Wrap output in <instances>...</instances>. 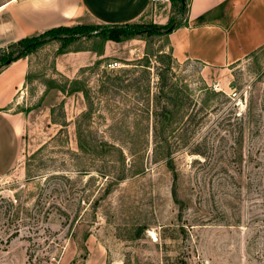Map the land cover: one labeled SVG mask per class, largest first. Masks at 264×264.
<instances>
[{"label":"rangeland","instance_id":"rangeland-1","mask_svg":"<svg viewBox=\"0 0 264 264\" xmlns=\"http://www.w3.org/2000/svg\"><path fill=\"white\" fill-rule=\"evenodd\" d=\"M152 9L148 22L181 17L170 0ZM104 42L27 55L23 148L0 179V264H264V46L215 70L175 60L154 34L75 70L77 50ZM74 79L87 97L69 91Z\"/></svg>","mask_w":264,"mask_h":264},{"label":"crops","instance_id":"crops-1","mask_svg":"<svg viewBox=\"0 0 264 264\" xmlns=\"http://www.w3.org/2000/svg\"><path fill=\"white\" fill-rule=\"evenodd\" d=\"M153 1H6L0 4V48L58 26L150 23L146 20L154 11ZM166 37L175 60L228 69L264 46V0H189L182 24ZM118 43L106 40L98 51L77 50L84 55L75 70L107 56L111 44ZM29 68L25 56L0 71V179L14 170L21 156L27 115L18 108L16 98L26 85Z\"/></svg>","mask_w":264,"mask_h":264},{"label":"trees","instance_id":"trees-1","mask_svg":"<svg viewBox=\"0 0 264 264\" xmlns=\"http://www.w3.org/2000/svg\"><path fill=\"white\" fill-rule=\"evenodd\" d=\"M170 2L174 7H176L177 13H179L181 17L178 19L169 17L165 24H157L153 22H131L123 24H76L72 26H58L48 29L38 35L21 38L10 43L6 46V48H0V71L2 68L18 60L19 58L27 56L31 52L35 51L39 46L51 40L61 41V45L59 47V52H61L67 44L72 43L81 37H99L104 41L111 40L114 42H122L135 37L147 39L154 34L167 35L182 24L183 18L185 17L188 10L189 0H170ZM6 49L9 50L6 51ZM99 63L100 60H97L95 61L94 65H98ZM83 68L84 67L80 68V70ZM70 83L74 87L69 91H82L87 97L86 90L83 87H79V79L71 80ZM91 106L92 104L89 103L88 110L83 112L81 117H86L88 113H90V110L92 109ZM154 119V131L156 134L157 123H163V120L165 119V111L162 109V111L158 114L155 111ZM79 128V124H77V129ZM78 145L81 149H84V144L79 133ZM123 165L124 162L122 164L121 170L123 169ZM123 174L124 173L119 175L118 178L122 179Z\"/></svg>","mask_w":264,"mask_h":264},{"label":"built area","instance_id":"built-area-1","mask_svg":"<svg viewBox=\"0 0 264 264\" xmlns=\"http://www.w3.org/2000/svg\"><path fill=\"white\" fill-rule=\"evenodd\" d=\"M119 66H120L119 61H112V62L108 63V65H107V67H108L109 69H116V68H118Z\"/></svg>","mask_w":264,"mask_h":264}]
</instances>
